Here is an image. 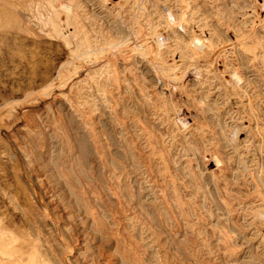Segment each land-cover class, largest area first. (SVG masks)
Wrapping results in <instances>:
<instances>
[{
  "label": "rangeland",
  "instance_id": "1",
  "mask_svg": "<svg viewBox=\"0 0 264 264\" xmlns=\"http://www.w3.org/2000/svg\"><path fill=\"white\" fill-rule=\"evenodd\" d=\"M0 256L264 264V0H0Z\"/></svg>",
  "mask_w": 264,
  "mask_h": 264
},
{
  "label": "crops",
  "instance_id": "2",
  "mask_svg": "<svg viewBox=\"0 0 264 264\" xmlns=\"http://www.w3.org/2000/svg\"><path fill=\"white\" fill-rule=\"evenodd\" d=\"M0 264H30V262L22 261V260H15L10 259L8 257L0 256Z\"/></svg>",
  "mask_w": 264,
  "mask_h": 264
}]
</instances>
